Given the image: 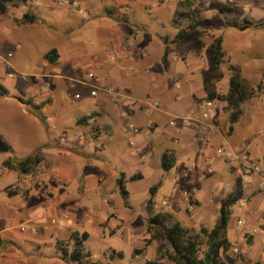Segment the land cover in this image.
Returning <instances> with one entry per match:
<instances>
[{
  "label": "crops",
  "instance_id": "1",
  "mask_svg": "<svg viewBox=\"0 0 264 264\" xmlns=\"http://www.w3.org/2000/svg\"><path fill=\"white\" fill-rule=\"evenodd\" d=\"M10 1L12 2L9 3L6 13L0 16L1 77L10 68L14 69L12 59L19 50L25 52L29 44L17 43L16 50L10 47L12 43L5 35L8 33V23H14L17 27L30 26L37 34L49 36V32H46L47 27L58 28L63 31L60 37L67 36L70 40V44L68 42L51 44L43 50L42 63L37 65L38 79L30 82V93H34L35 99L27 100L30 104H23L20 99L17 100L22 105L29 106L31 111L33 106H40L38 113L41 118L37 112L33 113L38 117L44 131L39 133L41 144L32 154L41 152L48 160L49 166H39V169H45L41 172L46 174L38 184L39 189L34 187L32 190L29 189V193L20 189V192L14 195L21 196L22 201L13 205L11 209L8 208L13 213L10 215L21 214L28 218L37 230L49 232L50 237L56 234L60 240H70L72 233L77 230L65 231L62 227L65 226L64 219H76L80 216L79 194L84 195L85 191L92 188L104 195L110 193L105 197V205L112 208L115 205L113 199L117 195L116 188L108 192L110 188L107 187L113 184L118 187L120 176L123 182L159 181L158 186H161L162 177L166 172L161 163L166 155L169 156V163L173 165L167 173L176 169L179 176L177 191L195 187L197 193L206 191L208 198L216 196L215 191L219 189L217 185L225 184L227 179L225 172L228 167L233 176V183L237 177L243 178L245 192L243 199L246 202L252 203L251 200L261 195L264 189L262 187L264 169L260 164L261 157L264 156V128L263 131L246 130L242 140L235 138V135L240 121L246 122L251 114L257 111L264 117V109L253 105L254 110L246 113V105L254 100L248 101L243 106L240 121L233 126L232 131L228 112L217 117L219 112L217 113L216 102L208 113V120L211 122L209 124H212L214 129L203 130L197 124L185 120L194 115L204 114L201 106L207 100L201 74L206 69L207 62L199 72L201 64L194 60L193 54L183 59L176 52H172L168 56L169 66L167 69L164 68L166 44H171L178 32V28L173 24V18L180 0H73L71 2L78 5L76 11H73L70 5H60L63 0ZM213 1L219 2L218 4L225 2L200 0V3L206 6ZM24 4H30V7L26 8ZM26 15L32 16L34 20H29ZM88 27L96 33V48L78 36L80 29L85 31ZM249 40L250 42L242 47L250 48L260 42L259 37L255 36ZM46 44H49L48 41ZM86 44L93 51L89 53L84 48ZM52 52L54 57L58 56L54 63L47 58ZM179 61L187 62L190 67L194 66L191 69V76L178 69ZM84 68L87 69L90 81L84 75ZM91 74L101 80V90L95 98L91 96L95 83V80L89 78ZM230 78L231 76L224 75L222 82L228 85ZM71 85L78 88L75 92L76 103L72 106L77 117L67 122L70 106L61 104L55 108L50 96L52 94H47V90L60 94L67 88L72 89ZM43 87L47 90L44 91ZM77 95L81 98L77 99ZM42 116L44 120L41 121ZM49 118H52V123H49ZM131 126L134 132L128 131ZM1 137L3 138L2 135ZM201 138H205L206 141L200 143ZM3 140L12 151L11 144L4 138ZM130 140L134 142L133 146L129 144ZM0 143L2 144L1 141ZM244 147L246 149L242 150ZM4 148L9 149L5 146ZM230 154L231 157H228ZM246 155L256 160L255 163L261 167L259 173H253L245 168L243 161ZM94 158L103 162L115 161V167L91 166L90 160ZM208 169H213L215 175L208 174ZM7 171L17 173L6 168ZM205 172L206 175L202 174ZM137 175H140L138 179H132ZM77 180L82 181L77 183L76 187H71ZM17 184L19 183L15 185ZM8 187H0V193L9 195L6 193ZM233 188L234 184L232 190ZM173 189L175 192V188ZM127 192L126 199L121 198L125 206L131 208V192ZM75 193L78 195L75 196ZM176 196L167 199L169 201L167 208L158 207L155 202L158 212L177 215L178 206H183V198L179 200ZM196 199L202 202L201 198ZM2 206L0 203V222L6 220V216L9 215L7 210L1 214ZM200 210L201 208H198L194 214ZM249 216H252L251 211ZM101 218V222L96 218V223L100 222L103 226H109V223L112 226L113 223V228L108 229V235H113L114 231L124 226L117 220L114 212L102 213ZM180 218L186 221V218L182 216ZM238 221L240 220L233 226L229 221V227L237 230ZM262 230L264 231V226ZM22 232L25 231H22L21 227L14 229L8 224L0 226V264H33L32 258L28 256L30 253L26 250L30 243L21 237ZM257 233L255 230L253 233L248 231L239 235L241 247L248 246L244 239L250 238L251 248L255 240L254 235ZM149 238L150 236L147 239ZM147 239L144 240V247ZM149 247L154 249L156 258L157 243L153 241ZM233 247L234 244L231 242V249ZM145 251L141 256L145 255Z\"/></svg>",
  "mask_w": 264,
  "mask_h": 264
},
{
  "label": "rangeland",
  "instance_id": "2",
  "mask_svg": "<svg viewBox=\"0 0 264 264\" xmlns=\"http://www.w3.org/2000/svg\"><path fill=\"white\" fill-rule=\"evenodd\" d=\"M191 1L199 20L207 27L204 37L206 44L210 45L214 38H219L220 36L224 39L225 63L222 68L224 75L232 76V71L236 69L241 72L242 76L247 79L254 88L262 86V95L260 94L259 97L252 99L254 100L252 102L250 100L251 103L246 105V113L254 110L253 105L264 109V0H225L224 3L220 4H218L219 2L216 3L213 1L209 2L206 6H203L200 0ZM24 7L28 8L30 4H24ZM24 7L22 8L24 9ZM7 26L8 33H5V35L9 37L8 39L12 43L10 47L16 50L17 46L15 44L17 43L23 44L24 42H28L29 44L28 47L26 46L25 52L19 50L16 53V57L12 59L11 63L14 69L10 68V70L2 74L3 77L0 76V83L10 91L9 97H0V134L13 148L11 151V149L4 148L0 143V174L2 175L0 187L12 186L6 189V193L8 190H17L16 193H19L20 189L24 191L27 190V193H29L34 187L37 189L40 188L38 184L41 182L42 177L46 175L41 171L45 169L41 170L38 167L30 175H23L24 173L20 171L17 173L15 172V174L8 171L6 172V168L3 167V162L8 158L20 160L31 155L41 144V136L39 133L43 132L44 128L41 126L38 117L31 111L30 107L22 105L17 100L23 99V101H33L35 99L34 93H30V82H34L38 79L39 73L37 65L42 63L43 50L51 44L55 45L57 43L67 42L70 44V40L67 36H63L64 38L60 37L63 31L58 28L52 29L47 27L48 30H45L49 32V36L48 34H37L30 26L17 27L14 23H8ZM245 27L248 28L242 30ZM30 32L32 33L29 36ZM78 36L82 38V40H85L86 43H91L90 46L92 45L95 47L96 33H93L89 27L85 29V31L80 29ZM252 36L256 38L259 37L260 42H257L256 45L250 48L242 47L250 42L249 38ZM47 41L49 44H46ZM90 46L86 44V47H84L89 53L93 51ZM192 57L201 64V67H199V72H201L207 62L204 61V55L193 54ZM177 65L180 71L191 76V69L194 66L190 67L187 62L180 61ZM86 70L87 69L84 68V75H86V79L89 80ZM228 86L229 84L227 85L221 81L218 86L219 93L225 95ZM71 87L72 89L67 88L60 94L49 92L46 87H43L44 91L47 90V94H52L50 96L53 99V106L55 108L60 107L61 104L70 106L67 122H71L77 117V113L74 112L75 110L72 109V106L76 103L75 92L78 88L76 85H71ZM31 95H33V97H31ZM216 103L217 113L219 112L217 117L219 114L220 116L226 115V103ZM48 121L52 123V118H49ZM263 128L264 117H262L258 111L254 112L246 122L244 120L240 121L235 138L242 140L246 130L247 132H249V129L263 131ZM59 138L60 135L58 139ZM254 162H256L255 159ZM90 163L91 166L107 165L110 168L115 167V161L112 160L103 162L100 159L94 158L90 160ZM260 164L264 169V156L261 157ZM41 166L43 167V165ZM226 169L225 175L227 179L225 184H223L224 186L217 185L219 188L215 191L217 195L208 198V193L206 191L198 192L196 198H201L202 202L195 199L198 204L196 210H198V208H201V210L195 215V211L190 212L186 210L185 207L178 206L177 215H174L177 221L182 222L184 226L193 227L198 232H201L203 228L210 231L216 226L220 215L221 201L229 196L234 184L231 170L228 167ZM176 172V169L171 173L165 172L161 180V186H158L159 181H145L142 183L140 181L124 182L125 189L131 192V208L125 206V202L121 198V189L119 186L116 187V184L107 187L110 188L108 192L116 188L115 191L117 195L113 199L115 205L112 208L105 205V197L108 194L110 195V193L104 195L95 188H92L90 191H85L86 193L84 195L79 194L81 199L78 204L81 206L80 216L76 219H64L65 226L62 228L65 229V231L77 230L81 234L86 232L90 235L89 240L85 242L83 263L144 264L146 261L154 259V249L149 246V248L143 246L144 240L150 236L148 234V224L151 216L145 203L151 196L150 189L155 186L158 187V190L154 197V201L158 207L163 206L167 208L163 205V202L167 199H171L172 196L177 195L176 197L182 200L184 197L182 194L183 192L180 189L178 191L176 189V186L180 183L178 179L179 176ZM202 174L206 175L207 173L205 172ZM211 175L213 176L215 174L213 173ZM119 178L122 179L121 176ZM96 179H98V177ZM81 181L82 180L74 181L71 187H76V184ZM16 183L19 184L15 185ZM173 188H175V192ZM135 189H137V191H134ZM57 191L59 192V189H57ZM27 193L24 194L27 195ZM77 195L78 194L75 196ZM20 201H22L21 196L10 197L5 193H0V203L3 205L1 207L3 209L1 214L3 215L4 212H9V215L6 216V220L0 222V226L2 227L8 224L9 227H13L14 229L22 226L26 228L25 232L21 233V237L23 236L27 243H30L26 246V250L30 253L28 256L32 258L31 262L33 264H76L69 256L63 257L62 251L59 250L61 247H64V249L68 251V254H70L75 250L74 242L71 240H60L57 238L56 234L50 237L48 235L49 232L44 233V231L37 230L34 224L21 214L12 216L13 213H11L8 208L11 209L13 205ZM251 202L252 203L246 202L245 207H241L239 203L233 207L230 225L233 226L237 220H246L247 224L245 226H237V230H233L231 226L228 228L227 237L234 244V247L232 249L230 248V250L223 255V260L226 264H264V231L262 230L264 226V189L261 195L251 200ZM154 209L157 210L156 207H154ZM107 211L111 213L114 212L117 220L124 224L118 231H114L113 235H108L107 233L109 231L108 229L113 226V223L112 226L110 223L109 226H103L100 223L101 219H103L101 218L102 213L106 214ZM250 211L252 212L251 217L249 216ZM181 216L186 218V221L180 218ZM96 218H101L100 222L96 223ZM255 230H257L258 233L254 235L255 240L252 247H249V245L252 244L250 238L244 239L248 246L241 247L239 235L248 231L253 233ZM44 236L46 237L42 238ZM33 244H35V246ZM133 249L135 250L133 251ZM146 249L147 251H145ZM236 249L237 251L235 252ZM136 250L141 253H136ZM143 251H145V255L141 256L144 254ZM120 255L124 258L120 259ZM164 264L174 263L166 261Z\"/></svg>",
  "mask_w": 264,
  "mask_h": 264
},
{
  "label": "trees",
  "instance_id": "3",
  "mask_svg": "<svg viewBox=\"0 0 264 264\" xmlns=\"http://www.w3.org/2000/svg\"><path fill=\"white\" fill-rule=\"evenodd\" d=\"M10 2L12 1H0V16L6 13ZM195 11L191 0H180L178 2L177 11H175L173 18V24L178 28V32L171 44H166L167 47L165 48L163 59L164 68H168V56L172 52H176L183 59L189 54H204L207 67L202 71L201 75L206 100L226 103L225 110L230 115V131H232L233 126L240 121L243 115V106L251 99L260 96L262 86L254 88L242 76L241 72L235 69L232 72L227 93L225 95L219 93L218 86L224 78L222 71L223 64L225 63L223 37L214 38L211 44L207 45L204 41L207 27L199 20ZM26 18L34 20L29 15H26ZM247 28L245 27L242 30ZM56 57L58 56L55 55L54 57V52L47 56L51 63L56 62ZM9 96L10 91L0 83V97ZM19 101L23 104H30V102L23 101L22 99ZM39 108L40 106L32 107L33 111L37 113ZM42 120H44V117ZM0 141L5 147L11 148L1 135ZM47 161L41 152H36L20 160L8 158L3 162V166L10 169V171L31 174L41 165L49 166ZM161 164L163 170L166 172L173 168V165L169 163V156L167 155L163 157ZM139 177L140 175H137L132 179L135 180ZM242 179V177H237L232 192L227 198L222 199L220 215L216 226L210 231L203 228L201 232H198L193 227L184 226L175 219L172 213L158 212L154 209V197L156 196L158 187L151 188V196L147 201V208L151 213L148 224L150 238L146 240V246H150L155 241L157 243V252L154 260H148L144 264H164V261L174 264H226L223 260V255L231 248V242L227 237L230 217L233 215V207L245 195ZM118 185L121 189L122 197L126 199L128 192L125 189L123 179L120 178L118 180ZM16 191L8 190L7 193L12 197L16 195ZM196 205L198 204L196 203ZM88 238V233L80 234L74 231L70 240L75 243V250L68 254V251L64 247H61L59 250L62 251L63 257L69 256L74 263L84 264L83 250ZM135 252L141 253L138 250ZM120 259H123L122 255H120Z\"/></svg>",
  "mask_w": 264,
  "mask_h": 264
},
{
  "label": "built area",
  "instance_id": "4",
  "mask_svg": "<svg viewBox=\"0 0 264 264\" xmlns=\"http://www.w3.org/2000/svg\"><path fill=\"white\" fill-rule=\"evenodd\" d=\"M71 3L72 2L70 0H63V1L60 2V5H70V7H72L71 9L73 11H76V9L78 8V5L76 3H72V4ZM57 5H59V4L57 3ZM9 56H11V55H9ZM89 78L95 80V83L92 86V91H91V96L95 98V97L98 96L99 91L101 90V88H100L101 80L98 79V78H95L93 74H91L89 76ZM76 98L80 99L81 96L77 95ZM214 105H215L214 101H208L207 100L201 106L203 111H204L203 116L194 115V116H191V117H189V118H187L185 120L197 124L203 130L214 129V126L212 124H209L211 122L208 120L209 119L208 118V116H209L208 113H209V111L212 109V107ZM128 131L134 132L133 126H131ZM205 141H206L205 138H201V140L199 142L200 143H204ZM129 144L131 146H133L134 142L132 140H130ZM245 149L246 148L244 147L242 150H245ZM228 157H231V154ZM243 162H244L245 168H247L249 171H252L253 173H259L261 171L260 167L254 162V159H252L251 156L246 155L245 156V161H243ZM207 173L208 174H213L214 173L213 169H208ZM262 187L264 188V184L262 185ZM197 191L198 190L195 187L187 188V189H184L182 191L183 195H184L183 203H182L183 207H185L186 210H188L190 212H194L197 209V205H196V201H195V199H196L195 197H196ZM238 203L240 204L241 207H245L246 200L245 199H241ZM163 205L168 207L169 206V201L166 200L165 202H163ZM245 224H246L245 220L238 221V225L239 226H244ZM21 229H22V231L26 230V228L24 226H22Z\"/></svg>",
  "mask_w": 264,
  "mask_h": 264
}]
</instances>
